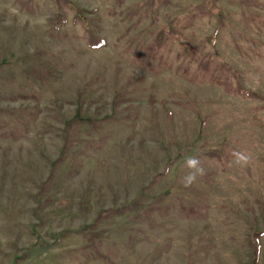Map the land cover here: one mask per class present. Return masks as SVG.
Returning <instances> with one entry per match:
<instances>
[{"label":"rangeland","instance_id":"obj_1","mask_svg":"<svg viewBox=\"0 0 264 264\" xmlns=\"http://www.w3.org/2000/svg\"><path fill=\"white\" fill-rule=\"evenodd\" d=\"M71 1L103 46L68 8L51 29L54 0H0V264H252L256 232L264 264V0H219L216 42L196 17L161 58L156 30L201 0ZM191 47L257 97L194 78Z\"/></svg>","mask_w":264,"mask_h":264},{"label":"trees","instance_id":"obj_2","mask_svg":"<svg viewBox=\"0 0 264 264\" xmlns=\"http://www.w3.org/2000/svg\"><path fill=\"white\" fill-rule=\"evenodd\" d=\"M148 5L147 10L155 13L158 7L162 4L167 3V0H144ZM55 2V12L52 18L49 19V25L51 29H59L67 21L66 8L70 9L73 12V18L84 28L87 34L88 44L93 47H100L104 45V40L96 36L90 28L91 18L88 17L80 6L76 5L71 0H54ZM209 16L215 18V29L212 34H210L206 39L214 44L216 42V35L222 28L225 26L226 15L219 4V0H201L198 5L192 6L189 10V13L178 16L175 19H172L170 22H167L161 25L155 32L154 41L150 45L146 46L147 52L153 56L161 58L163 54V47L167 42L173 39L181 37L183 34V29L191 24L192 20L196 17ZM157 43V44H155ZM190 55L192 59V64L194 68L192 70V76L200 80H208L219 86H221L225 91L231 93H240L247 96H256L257 94L253 91L245 89L238 80V71L228 64L223 59H216L214 55L209 53H199L197 48L191 47ZM189 72V71H188ZM190 73V72H189ZM235 82V83H234ZM90 123H93L95 120L88 119ZM79 122L77 118L66 120L64 122V129L62 132V148L69 146L72 139L71 130L75 123ZM78 124V123H77ZM3 130V128H1ZM1 134V133H0ZM13 130H10V135L12 136ZM64 150V149H62ZM214 152V151H213ZM140 196H137L133 201V207L138 204ZM179 206L182 210H186V205L183 202H179ZM154 207L150 208V212ZM126 211H130V204L123 203L119 207L112 208L107 212L109 214H121ZM146 214L148 210L145 211ZM101 212L97 214L99 218ZM97 223V220L94 221V224ZM263 235V232H256L252 236L253 242V255H252V264L256 263L258 245L257 241L260 236ZM15 264V262L13 263Z\"/></svg>","mask_w":264,"mask_h":264},{"label":"clouds","instance_id":"obj_3","mask_svg":"<svg viewBox=\"0 0 264 264\" xmlns=\"http://www.w3.org/2000/svg\"><path fill=\"white\" fill-rule=\"evenodd\" d=\"M236 163H247L248 160H249V157L248 156H245L244 154L242 153H236ZM195 161H190L189 164L191 167H195ZM195 179V176L194 175H189L186 180L188 183H191L193 180Z\"/></svg>","mask_w":264,"mask_h":264}]
</instances>
